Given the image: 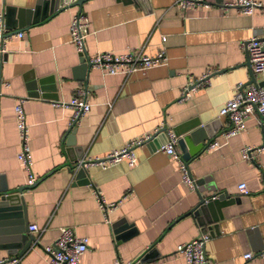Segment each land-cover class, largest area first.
I'll list each match as a JSON object with an SVG mask.
<instances>
[{
	"label": "crops",
	"instance_id": "1",
	"mask_svg": "<svg viewBox=\"0 0 264 264\" xmlns=\"http://www.w3.org/2000/svg\"><path fill=\"white\" fill-rule=\"evenodd\" d=\"M235 1L205 0L194 10L180 11L173 0H84L9 29L22 30L23 35L12 34L0 53V188L25 185V172L16 159L13 110L15 99L23 97L37 179L21 195L28 224H36L38 230L29 231L35 241L20 256L0 245V258L16 256L15 264H48L43 247L57 237L60 227L69 226L88 237L79 264H113L116 257L135 264L146 252L154 257L140 264H186L176 247L200 230L212 231L205 243L206 264H264L259 255L264 250V117L250 113L242 131L224 137L230 123L218 116L236 83L245 85L250 79L242 43L253 36L264 38V0H257L261 5L250 14L224 4ZM36 2L0 0V13L9 22L11 7L31 8ZM78 10L89 23L85 54L125 49L153 54L163 48L166 63L127 76L104 74L91 66L85 71L68 30ZM50 75L56 89L30 95L29 79ZM201 77L204 80L189 97L180 100L182 87ZM255 78L262 82L260 76ZM77 91L90 109L72 120L69 109L51 100L68 99ZM162 121L172 129L189 122L209 123L211 134L185 161L194 188L181 180L173 157L157 147L164 142L163 134L134 148L133 167L125 160L104 169L84 167L88 183L76 182L68 170L74 162L68 160L65 142L72 127V155L79 161L119 148ZM213 139L218 145L206 149ZM247 145L261 150L243 159L241 150ZM176 150L183 154L178 140ZM241 181L247 193L238 190ZM92 187L107 201H118L116 207L103 213ZM213 193L231 201L220 208L221 215L211 224L215 229H208V224L197 222L194 211L200 196ZM121 224L132 225L128 234L117 231ZM248 251L252 256L244 258Z\"/></svg>",
	"mask_w": 264,
	"mask_h": 264
},
{
	"label": "built area",
	"instance_id": "2",
	"mask_svg": "<svg viewBox=\"0 0 264 264\" xmlns=\"http://www.w3.org/2000/svg\"><path fill=\"white\" fill-rule=\"evenodd\" d=\"M173 4L180 11L194 10L201 4H206L205 0H173ZM225 5H236L243 13L250 14L255 7L261 3L257 0H236L235 2L224 3ZM70 40L75 46L78 53L84 52V43L86 36L89 34V23L86 14L80 10L75 12L69 22ZM12 34L22 37L23 31L18 30L11 32L6 25L4 13H0V53L5 49V41ZM164 37H162V40ZM242 47L246 52L247 59L250 63L251 70L254 75L261 77L264 81V38L256 36L251 37L242 43ZM85 61L91 66L98 68L104 74L129 75L130 73L148 69L151 67L163 65L167 61V57L163 48L157 50L153 54H146L141 49H125L123 51H98L94 54H85ZM204 80V77L189 80L181 89L180 100L187 99L192 91ZM5 86L8 82H3ZM23 97L15 99L13 110L15 118V127L18 135V150L16 159L19 166L25 172V185H32L37 177L33 170L32 153L29 146V124L26 121V115L23 108ZM52 105L69 109L71 111L72 120L85 114L90 109V104L84 100L82 93L77 91L68 99L51 100ZM258 112L264 117V83H248L243 85L242 82L236 83L232 90L231 96L226 99L218 109V116H225L230 126L223 131L224 137H230L243 130L245 118L252 112ZM158 134H163L164 142L158 144L157 147L176 161L180 171L181 180L190 188L195 187L194 178L189 174L184 159L176 150V142L178 135L174 130L167 127L162 121L152 132L143 133L140 136L132 137L127 140L121 147L112 149L102 156L86 157L78 161V165L84 167L98 166L107 168L121 160H125L128 167H133L137 163L134 148L154 139ZM218 145V141L213 139L206 145V149H213ZM261 147L244 146L241 150V157L249 159L251 151L259 152ZM237 188L241 193H247L246 183L241 181L237 184ZM27 189V188H26ZM92 194L97 202L98 207L106 213L109 209L116 207L118 201H107L101 190L92 187ZM30 232L37 231L36 224L28 225ZM210 239V233L200 230L193 238L182 242L176 247V253L183 257L186 264H206L208 258L205 253V243ZM88 237L77 235L69 226L59 228L57 237L49 244L43 247V251L47 255L48 264H79L80 257L87 248ZM264 257V250L259 252ZM250 251L243 254L244 258H250ZM18 258L3 257L0 258V264H15ZM113 264H132L131 260L123 261L116 257Z\"/></svg>",
	"mask_w": 264,
	"mask_h": 264
},
{
	"label": "water",
	"instance_id": "3",
	"mask_svg": "<svg viewBox=\"0 0 264 264\" xmlns=\"http://www.w3.org/2000/svg\"><path fill=\"white\" fill-rule=\"evenodd\" d=\"M83 1L84 0H37L36 4L31 8L11 7L12 17L9 22L5 19L6 25L8 29L24 27L31 22H37L54 10L65 8L70 5H81ZM79 61L82 69H85V71L90 68V65L85 61V52L80 53ZM246 63L249 67L250 75L248 83H258L251 70L248 59ZM262 83H264V81L259 82V84ZM28 87L29 90H31L30 95L37 96L39 93L43 95V91L45 90H55L57 85L53 75L38 78L32 76L29 79ZM207 129H209V123L200 122H189L184 124L183 127L179 126L173 129L178 136L184 134L178 138V143L183 152L181 157L184 161L202 148L203 141L211 134ZM73 132L74 128L72 127L71 133L68 134L65 142L68 160H73L74 162L72 165L68 166V170L74 173L76 182L88 183L89 181L84 175V166L78 165V161L74 159L72 155L74 151ZM196 183H198V180ZM32 185H24L17 189H8L7 187L0 188V245L6 248L8 253L16 256H20L28 250L35 241L34 235L28 230L29 224L26 217V208L21 195L24 189ZM212 190H215V188L213 187ZM228 198V196L224 198L217 196L216 193L208 196H200L199 203L194 211L197 222L202 225L208 224V229L212 227L215 229V225L213 226L211 224L221 215L220 208L231 201V198ZM130 227H132L131 224H121L117 231L121 234H124V232L128 234ZM211 232L212 231H210V234ZM153 257V255H149L148 252H146L135 264L144 263Z\"/></svg>",
	"mask_w": 264,
	"mask_h": 264
}]
</instances>
